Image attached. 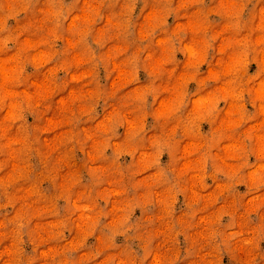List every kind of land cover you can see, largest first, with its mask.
Returning <instances> with one entry per match:
<instances>
[{"label":"clouds","instance_id":"1","mask_svg":"<svg viewBox=\"0 0 264 264\" xmlns=\"http://www.w3.org/2000/svg\"><path fill=\"white\" fill-rule=\"evenodd\" d=\"M0 264H264V0H0Z\"/></svg>","mask_w":264,"mask_h":264},{"label":"rangeland","instance_id":"2","mask_svg":"<svg viewBox=\"0 0 264 264\" xmlns=\"http://www.w3.org/2000/svg\"><path fill=\"white\" fill-rule=\"evenodd\" d=\"M209 72H215V68H213V69H209ZM82 74H83V73H81V75H82ZM184 76H185V73H180V77H181V78H183ZM45 83H46V81H44L43 79H39V80H36V81H35V86H36V87H41V86L44 85ZM114 83H115V81H114ZM4 118H6V115H5ZM49 140L54 144V143H55V134H53L51 137H46V142H48ZM50 247H51V246H49V248H42V249H41V255H43L44 252L49 251V250H50ZM4 251L6 252L7 249H5Z\"/></svg>","mask_w":264,"mask_h":264}]
</instances>
